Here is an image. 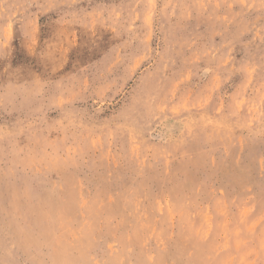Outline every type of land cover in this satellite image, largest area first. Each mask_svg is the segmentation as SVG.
Wrapping results in <instances>:
<instances>
[{
	"label": "rangeland",
	"instance_id": "1",
	"mask_svg": "<svg viewBox=\"0 0 264 264\" xmlns=\"http://www.w3.org/2000/svg\"><path fill=\"white\" fill-rule=\"evenodd\" d=\"M0 264H264V0H0Z\"/></svg>",
	"mask_w": 264,
	"mask_h": 264
}]
</instances>
